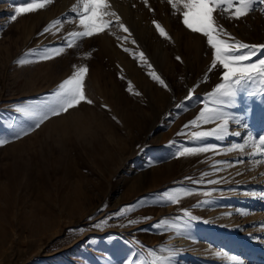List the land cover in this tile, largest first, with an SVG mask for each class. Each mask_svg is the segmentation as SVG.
Listing matches in <instances>:
<instances>
[{
  "label": "rangeland",
  "instance_id": "1",
  "mask_svg": "<svg viewBox=\"0 0 264 264\" xmlns=\"http://www.w3.org/2000/svg\"><path fill=\"white\" fill-rule=\"evenodd\" d=\"M28 2L0 0V139L9 141L0 146V264H155L151 251L168 255V249L175 250L172 264H233L232 257L264 264V165L255 166L260 157L247 155L251 148L228 151L264 135L261 86L250 84L226 109L247 128L232 121L223 139L192 140V132L215 127L184 126L211 100L221 73L209 70L213 50L206 37L186 28L168 0H110L131 33L127 40L118 39L128 34L113 26L53 59L21 65L16 61L30 49L60 46L68 33L82 30L73 22L77 0H52L11 21L14 8ZM55 20L61 24L44 33ZM216 20L238 40L264 43L261 0L246 17L217 13ZM83 65L93 104L15 139L35 123L16 107L50 105L57 86ZM153 70L167 88L151 78ZM190 90L192 98L185 99ZM202 144L217 145L219 154L178 155ZM176 188L194 194L179 204L164 202L163 194ZM129 205L133 211L113 215ZM183 209L198 218L183 235L155 227Z\"/></svg>",
  "mask_w": 264,
  "mask_h": 264
},
{
  "label": "snow or ice",
  "instance_id": "2",
  "mask_svg": "<svg viewBox=\"0 0 264 264\" xmlns=\"http://www.w3.org/2000/svg\"><path fill=\"white\" fill-rule=\"evenodd\" d=\"M52 0H31L28 3H21L14 8V14L11 15L10 20L15 21L22 14L38 11L46 7ZM174 12H179L182 16V23L194 33H200L206 37L207 44L213 50V59L209 70H218L221 73V82L216 84L215 88L209 94L210 101L203 102V107L200 109L198 115L188 122L184 127H197L203 129V126L214 124L215 127H210L200 131L191 133L190 139L203 141L208 137H215L223 139L225 134L229 132V126L232 121L237 124H243L247 128L248 125L244 123L235 113L229 112L226 109L234 107L238 103V98L242 92L247 91L250 84L258 83L261 86V94H264V43L249 44L236 39L223 25L217 23V13H228L230 19H241L246 17L254 10V5L257 0H168ZM264 2V0H261ZM147 5L148 0H144ZM73 22L78 19L80 31H73L67 34L64 42L56 47H44L42 49H30L25 57H32L28 59L22 57L16 62L18 64L33 63L43 60L53 59L61 55L66 48L74 47L76 42L85 37H92L103 33L110 27H118L127 36L117 37L118 39L127 40L131 35L129 29L122 23L119 14L111 10L110 0H77V4L73 5ZM67 19V17L63 18ZM61 20H55L45 27L44 33L51 31L52 27L60 25ZM156 29L162 37L171 39L166 29L158 22L153 21ZM56 31H60L56 28ZM115 35V33H112ZM43 35V33H41ZM226 37V38H225ZM135 44V40L132 41ZM123 47V45H121ZM124 51H132L129 48H124ZM87 55H90L88 53ZM140 60H146L143 52L139 53ZM179 60L180 58L177 57ZM151 68V64H148ZM74 72L64 79L58 86L55 92L52 93V103L50 105H21L16 107V111L25 116L34 119V125H30L27 129H21L20 132L15 133L14 138L20 139L26 136L29 132L39 128L46 120L51 117L59 116L63 113L69 112L71 109L79 107L82 103L93 104V100L88 98L85 92V80L88 74L87 65L74 66ZM153 80L158 81L165 88L168 85L165 81L153 70L149 73ZM129 91H132L131 82H129ZM139 95V93H136ZM194 90L189 91V95L185 99H191ZM248 95L254 96L256 93L248 91ZM103 107L107 108V105ZM182 107V105H178ZM236 135H240L239 132ZM9 141L7 139H0V146L5 145ZM247 148L253 149L246 154L253 157H260L255 159V166L264 165V135L258 137L249 136V139L244 143H237L232 145L228 151L245 152ZM216 152L219 154L217 145L202 144L197 147H185L179 151V156L197 155L200 153ZM217 165L228 163L231 161H217ZM244 163L243 159H237L235 164ZM220 170L219 167L216 168ZM204 175H207L206 173ZM209 184L215 183L212 180L207 181ZM198 183V182H197ZM194 194L192 189L176 188L167 191L163 194V200L166 203L179 204L180 201L188 196ZM134 205L125 206L114 216L126 215L128 212L134 210ZM182 215L171 218H162L157 222L155 227L157 229H173L177 235H183L187 231L192 222L198 219L189 209H183ZM106 221L94 225L99 228L102 227ZM129 223H136V221H129ZM151 255L154 257L155 264H172V258L175 255L174 249H168V255H157L156 251L152 250ZM233 264H244V262L236 257L231 258ZM132 264V262H128Z\"/></svg>",
  "mask_w": 264,
  "mask_h": 264
}]
</instances>
